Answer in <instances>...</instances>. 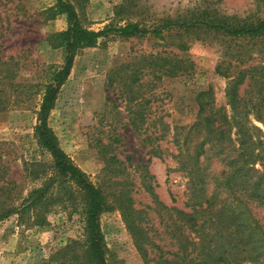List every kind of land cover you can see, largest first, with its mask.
Returning <instances> with one entry per match:
<instances>
[{
    "label": "rangeland",
    "instance_id": "374dc122",
    "mask_svg": "<svg viewBox=\"0 0 264 264\" xmlns=\"http://www.w3.org/2000/svg\"><path fill=\"white\" fill-rule=\"evenodd\" d=\"M70 1L80 23L93 31L129 24L158 26L164 20L186 17L206 8L238 20H264V0ZM55 4V0H0V88H7L8 101V107L0 112V155L8 166V177L23 187V196L39 187L43 179L39 167L29 165L41 164L43 168L50 165L49 156L37 144L34 128L42 90L64 59V50L57 46L54 37L66 30L68 23L64 15L55 13ZM176 38L165 33L161 40L123 39L114 34L99 39L95 47L81 50L75 57L49 115L48 124L60 148L90 181L105 190V194L128 191L134 207L145 212V227L152 242L146 246L145 256L137 249L113 203L100 216L108 264H168L165 259L176 264L173 262L176 244L165 228L169 221L145 191L143 170L146 167L151 177L146 182L161 203L190 212L186 207V179L173 157L177 149L172 136L176 128L195 122L200 92L211 88L216 104H225L227 80L216 73L224 52L223 39L192 33L183 36L186 50L179 52L170 47ZM235 44V49L248 51L249 66L264 71V43L256 40ZM158 52L186 54L195 69L190 75L164 77L154 81L152 88L139 89L149 103L145 124L135 132L130 124L134 115L128 113L119 89L106 85L107 75L110 69L133 56ZM233 64L246 67L245 63ZM150 79L146 76L143 83ZM247 89L245 82L239 94L242 96ZM250 120L263 128L252 116ZM157 137L162 139L155 141ZM152 148H157L158 156L151 153ZM205 165L218 178L226 171L213 158L205 161ZM31 170L38 174V179L28 176ZM212 188L210 185L209 193ZM82 206V201L76 199L71 205L54 209L47 215L44 226H19L17 216L1 221L0 264H60L64 249L84 239ZM252 212L264 226V209L252 208Z\"/></svg>",
    "mask_w": 264,
    "mask_h": 264
},
{
    "label": "trees",
    "instance_id": "16d2710c",
    "mask_svg": "<svg viewBox=\"0 0 264 264\" xmlns=\"http://www.w3.org/2000/svg\"><path fill=\"white\" fill-rule=\"evenodd\" d=\"M55 1V13L64 15L68 23L66 30L54 37L57 46L64 50V59L42 90L34 128L37 144L49 156L50 165L48 168L41 164L29 165L39 167L43 179L39 187L23 196V187L8 177V166L0 155V222L17 216L19 226H44L51 211L79 199L83 204L84 239L64 249L60 264H108L100 216L113 203L137 249L145 256L146 246L152 243L145 227V212L134 207L128 191L105 194V190L90 181L60 148L49 127V115L75 57L81 50L95 47L99 39L114 34L123 39L156 37L161 40L165 33L174 34L176 42L170 47L182 52L186 50L183 36L201 33L223 39L224 52L216 73L227 80V86L225 104L221 106L216 104L211 88L200 92L195 122L189 127L176 128L172 136L177 149L173 157L186 179V207L190 212L166 207L158 200L153 187L146 182L151 178L146 167L142 169L143 187L169 221L165 228L176 244L174 263L192 264L196 260V264H264V226L252 212V208L264 209V71L248 65L247 50L234 48L241 41L264 43V20H238L206 8L186 17L164 20L158 26L129 24L93 31L80 23L70 0ZM170 54L136 55L108 72L106 85L119 89L128 113L134 115L130 124L135 132L145 124L149 103L139 89L152 88L154 81L164 77L194 72L195 64L188 55ZM232 61L245 63L246 67L239 68ZM146 76L151 79L143 83ZM245 82L248 89L241 96L239 89ZM6 89L0 88V112L8 107ZM251 116L263 128L256 126ZM161 139L157 137L155 141ZM151 153L159 155L157 148H152ZM212 158L226 168L221 178L215 177L205 165ZM27 173L38 179L32 170ZM210 185L213 186L211 193ZM164 261L169 264L168 259Z\"/></svg>",
    "mask_w": 264,
    "mask_h": 264
}]
</instances>
